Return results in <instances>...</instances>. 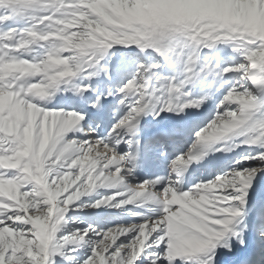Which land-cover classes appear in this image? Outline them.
I'll list each match as a JSON object with an SVG mask.
<instances>
[{
    "label": "snow or ice",
    "instance_id": "obj_1",
    "mask_svg": "<svg viewBox=\"0 0 264 264\" xmlns=\"http://www.w3.org/2000/svg\"><path fill=\"white\" fill-rule=\"evenodd\" d=\"M253 240L264 0H0V264H253Z\"/></svg>",
    "mask_w": 264,
    "mask_h": 264
},
{
    "label": "rangeland",
    "instance_id": "obj_2",
    "mask_svg": "<svg viewBox=\"0 0 264 264\" xmlns=\"http://www.w3.org/2000/svg\"><path fill=\"white\" fill-rule=\"evenodd\" d=\"M227 78V77H226ZM115 213V214H114ZM98 214H110L113 217H118L121 216V210L119 209H111V208H106V207H101V208H97V209H90V208H86L82 211H77L76 215L78 217L79 220L85 221L86 223H93L95 222V217ZM110 222H115V220H112ZM81 227L84 226L83 224L80 225ZM53 259L55 260H59L60 257L58 256H54ZM139 264V262H138Z\"/></svg>",
    "mask_w": 264,
    "mask_h": 264
},
{
    "label": "bare ground",
    "instance_id": "obj_3",
    "mask_svg": "<svg viewBox=\"0 0 264 264\" xmlns=\"http://www.w3.org/2000/svg\"><path fill=\"white\" fill-rule=\"evenodd\" d=\"M145 160L147 161V163L145 164L146 167H150L151 165H153L155 163V161L153 160V157L151 156V154H149L148 157ZM196 165L197 164L191 165L190 170H191V168L197 167ZM145 170H146V168H145ZM262 254H264V253L261 252L260 255H262Z\"/></svg>",
    "mask_w": 264,
    "mask_h": 264
}]
</instances>
